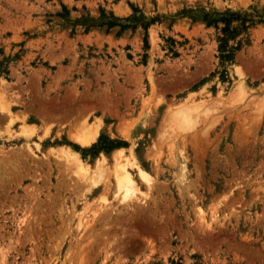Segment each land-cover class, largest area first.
<instances>
[{
	"label": "rangeland",
	"instance_id": "1",
	"mask_svg": "<svg viewBox=\"0 0 264 264\" xmlns=\"http://www.w3.org/2000/svg\"><path fill=\"white\" fill-rule=\"evenodd\" d=\"M0 264H264V0H0Z\"/></svg>",
	"mask_w": 264,
	"mask_h": 264
},
{
	"label": "bare ground",
	"instance_id": "2",
	"mask_svg": "<svg viewBox=\"0 0 264 264\" xmlns=\"http://www.w3.org/2000/svg\"><path fill=\"white\" fill-rule=\"evenodd\" d=\"M184 115H185V118L184 119L182 118V119L185 121L186 124H187V122H186L187 120H188V123H190L191 122V121H189L190 117H188L189 119H186L187 116H186V114H184ZM96 125H98V124H96ZM102 129H103L102 125L95 128L94 130L89 129L83 135H79L76 138H74V140L81 147H89L98 140L99 136L101 135ZM131 153L133 154V147L131 149ZM123 154H124V152H120V153L115 154L113 156L114 157L113 168L115 170L114 175H113V179L115 181V186H116V190L118 193L116 197L119 196L120 201L127 203L129 206V205H131V203L134 200H138V195L140 193H142V189H143L144 185H141L140 180L137 179L138 176H137V178H134V177H132V174L129 173V170H128L127 165H126L128 163V161H126L125 164L122 163L123 158H124ZM76 161H77V165H78L77 174L81 178V180L83 182H85V185L87 187L93 188V187L97 186L102 181L99 179V177L100 176L103 177L102 171H103L104 167L106 166V164H105L106 158L105 157H102L101 161H98L96 163V167H95L96 170H90L89 167L82 164L80 161L77 160V158H76ZM134 165H136L137 169L139 170L141 180H144L146 184L150 185L151 184V179H150L151 177L148 178L149 175L148 176L146 175L145 171L137 164L136 160H135Z\"/></svg>",
	"mask_w": 264,
	"mask_h": 264
},
{
	"label": "trees",
	"instance_id": "3",
	"mask_svg": "<svg viewBox=\"0 0 264 264\" xmlns=\"http://www.w3.org/2000/svg\"><path fill=\"white\" fill-rule=\"evenodd\" d=\"M62 11H63V13H62V15H60V16H65L67 11H66V9H65L64 6H62ZM102 16H104V15L102 14ZM233 18H234V19H238L239 17H238V15H233ZM224 21L226 22V19H224ZM82 23H84V22L82 21ZM209 24H210V23H209ZM209 24H208V26H209ZM102 25H106L107 29H110V28H112V27H116V26H119L121 30H124V29L127 28L126 25H120L119 23H116V22H113V21H109V22H107V23H103ZM224 32H225V31H224ZM144 40H145V38H144ZM144 42H145V41H144ZM224 58L227 60V59L230 58V55L227 54V53H225ZM101 141H102L101 138H99V139H98V143L101 142ZM114 144H115V142H110V145H114ZM104 145H105V144H104ZM96 147H97L96 144H94V145L90 148V150H91V149H95ZM104 147H105V146H102V145H101V146H100V150H103ZM97 151H99V148L97 149Z\"/></svg>",
	"mask_w": 264,
	"mask_h": 264
}]
</instances>
